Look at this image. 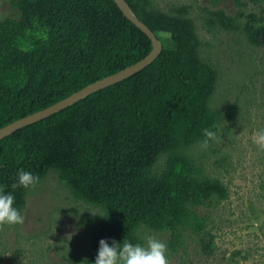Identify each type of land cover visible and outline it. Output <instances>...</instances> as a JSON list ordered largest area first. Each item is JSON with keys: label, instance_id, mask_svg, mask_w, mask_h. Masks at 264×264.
Listing matches in <instances>:
<instances>
[{"label": "trees", "instance_id": "16d2710c", "mask_svg": "<svg viewBox=\"0 0 264 264\" xmlns=\"http://www.w3.org/2000/svg\"><path fill=\"white\" fill-rule=\"evenodd\" d=\"M125 1L162 41V53L126 80L2 139L0 187L13 192L24 211L33 189L12 187L18 170L39 174V185L56 174L74 202L90 206L96 215L84 219L89 245L79 263L95 260L101 238L145 243L143 229L169 232L173 252L185 247L189 234L200 237L203 252L211 255L209 217L195 208L216 207L230 193L208 173L197 147L213 142L230 117L216 106L220 74L203 55L189 5L165 11L157 0ZM262 1L236 0L232 16L209 11L207 29L241 32L250 46L264 47V8L247 11ZM11 2L20 16L0 18V129L154 50L114 0ZM205 129L215 136L206 137Z\"/></svg>", "mask_w": 264, "mask_h": 264}, {"label": "rangeland", "instance_id": "374dc122", "mask_svg": "<svg viewBox=\"0 0 264 264\" xmlns=\"http://www.w3.org/2000/svg\"><path fill=\"white\" fill-rule=\"evenodd\" d=\"M11 1L0 0V18H19ZM157 3L165 11L175 5L191 7L203 55L220 74L216 106L230 117L213 142L197 147V155L206 156L208 173L225 183L230 198L216 207L195 208L209 217V230L215 238L211 255L203 252L200 237L190 234L185 247L177 252L169 248V232L143 229L141 235L145 243L155 236L167 244L169 264H264V141L258 139L264 130V47L250 46L241 32L207 29L209 11L223 9L235 15L239 9L236 0ZM262 8L264 1L250 3L247 11L259 13ZM228 125H232L230 130ZM224 133L226 138H222ZM23 213L22 223H0V264H80L77 259L87 253L89 245L84 219L96 212L74 202L56 174L31 191Z\"/></svg>", "mask_w": 264, "mask_h": 264}, {"label": "clouds", "instance_id": "9594fccd", "mask_svg": "<svg viewBox=\"0 0 264 264\" xmlns=\"http://www.w3.org/2000/svg\"><path fill=\"white\" fill-rule=\"evenodd\" d=\"M204 133L206 137L215 136V132L210 129H205ZM258 139L264 141V130L258 133ZM207 143L208 140L205 139L204 144ZM40 183L39 174L21 168L12 187L34 189ZM23 221L24 213L16 204L14 193L0 187V223L12 224ZM167 250V244L155 236H149L146 243L133 242L127 238L122 241L112 239L110 243L107 238H101L95 260L85 258L80 264H169Z\"/></svg>", "mask_w": 264, "mask_h": 264}, {"label": "water", "instance_id": "95a60500", "mask_svg": "<svg viewBox=\"0 0 264 264\" xmlns=\"http://www.w3.org/2000/svg\"><path fill=\"white\" fill-rule=\"evenodd\" d=\"M118 6L121 8V10L124 12L126 17L130 19L136 26H138L142 31H144L148 37L152 40L153 43V49L152 52L143 60L140 62L121 70L120 72L113 74L111 76H108L102 80H99L95 83H92L88 85L87 87L81 89L80 91L72 94L71 96L67 97L66 99L42 110L39 112H36L32 115H29L25 117L24 119H19L2 129H0V141L4 139L5 137L11 135L16 130L20 128H24L25 126H28L30 124H33L35 122L41 121L45 118H48L72 105L79 102L80 100L84 99L85 97L91 95L94 92H97L103 88H106L110 85H113L115 83L121 82L129 78L130 76L140 72L145 67L150 65L152 62H154L158 56L163 51V44L162 41L159 40V38L156 36V34L146 25L144 24L135 14V12L131 9V7L128 5V3L125 0H114Z\"/></svg>", "mask_w": 264, "mask_h": 264}]
</instances>
